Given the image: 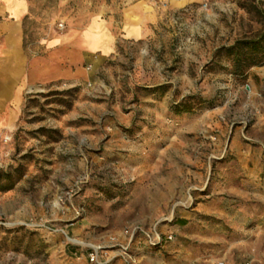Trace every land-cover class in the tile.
Returning a JSON list of instances; mask_svg holds the SVG:
<instances>
[{
  "label": "rangeland",
  "instance_id": "obj_1",
  "mask_svg": "<svg viewBox=\"0 0 264 264\" xmlns=\"http://www.w3.org/2000/svg\"><path fill=\"white\" fill-rule=\"evenodd\" d=\"M28 2L26 48L65 39L69 73L0 128V264H179L194 241L196 264H264V64L225 53L264 0Z\"/></svg>",
  "mask_w": 264,
  "mask_h": 264
},
{
  "label": "crops",
  "instance_id": "obj_2",
  "mask_svg": "<svg viewBox=\"0 0 264 264\" xmlns=\"http://www.w3.org/2000/svg\"><path fill=\"white\" fill-rule=\"evenodd\" d=\"M28 13V0H0V128L4 126L6 118L10 124L14 123L13 119L17 115L15 109L19 107L25 93L36 83L59 80L69 73L66 67L58 65L54 55L48 54L52 50L70 46V43L65 39H56L45 44L35 45V49L38 48L42 51L46 48L43 51L44 55L28 51L24 42V21ZM82 50L83 47H80V51ZM59 66L60 69H58ZM259 152L261 157H264L262 155L264 152ZM261 162H264V159H261ZM176 221L180 223L183 220L177 219ZM190 243L192 245L189 246L188 255L180 259L179 264L200 262L202 253L200 250L214 246L201 241ZM132 251L134 254L150 255L146 251V247L139 248L133 245Z\"/></svg>",
  "mask_w": 264,
  "mask_h": 264
},
{
  "label": "trees",
  "instance_id": "obj_3",
  "mask_svg": "<svg viewBox=\"0 0 264 264\" xmlns=\"http://www.w3.org/2000/svg\"><path fill=\"white\" fill-rule=\"evenodd\" d=\"M225 53L232 64L231 73L245 75L250 68L264 64V33L256 38L237 40ZM190 108V105H181L184 112H189Z\"/></svg>",
  "mask_w": 264,
  "mask_h": 264
},
{
  "label": "built area",
  "instance_id": "obj_4",
  "mask_svg": "<svg viewBox=\"0 0 264 264\" xmlns=\"http://www.w3.org/2000/svg\"><path fill=\"white\" fill-rule=\"evenodd\" d=\"M160 242L158 244H160ZM88 258L90 262L92 263L97 262L99 264V262L97 261L98 260V250H95L94 252H91L90 254H88ZM217 264H225V263L223 261H218Z\"/></svg>",
  "mask_w": 264,
  "mask_h": 264
}]
</instances>
